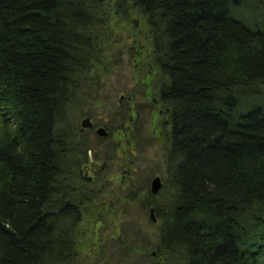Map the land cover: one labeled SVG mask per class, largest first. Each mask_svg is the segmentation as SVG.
Returning <instances> with one entry per match:
<instances>
[{"label": "trees", "instance_id": "1", "mask_svg": "<svg viewBox=\"0 0 264 264\" xmlns=\"http://www.w3.org/2000/svg\"><path fill=\"white\" fill-rule=\"evenodd\" d=\"M114 17L147 36L140 82L170 159L149 204L159 241L135 231L121 246L155 247V264H264V0H0V264L91 256L79 225L102 177L82 174L95 147L67 111ZM125 110L108 131L131 140Z\"/></svg>", "mask_w": 264, "mask_h": 264}, {"label": "rangeland", "instance_id": "2", "mask_svg": "<svg viewBox=\"0 0 264 264\" xmlns=\"http://www.w3.org/2000/svg\"><path fill=\"white\" fill-rule=\"evenodd\" d=\"M141 19L140 22H143L144 18ZM108 24L113 29L112 37H103L105 45L98 42L103 63L97 70H89L85 90L79 92L77 100L71 103L67 111L69 124L85 131L89 143L95 147L89 151L90 160L81 165L82 174L91 180L102 177V185L95 188L96 194L89 200H93V206L97 207L93 208L96 218L79 225H86L82 233L83 239H90L87 251L91 256L84 253L77 263L101 264L96 255L100 254L99 250H104L107 264H155V247L150 249L152 255H142L132 248H123L119 242L124 233L131 236L135 231L147 236L151 242L159 241L160 221L155 208L149 204L158 202L162 195L155 193V198L151 199L145 189L149 186L151 191V183L156 176L161 177L165 188L170 165L167 142L161 135L160 116L158 112L151 113L145 103L149 98L144 95L142 83L152 79L148 77L140 82L143 74L138 62L146 59L148 53L147 43L145 40L141 43V38L147 36L145 31L136 27L137 23L133 26L122 21V17H114ZM137 101L140 102L139 106ZM123 108H126L125 112L130 118L128 125L131 127L127 130L132 135L131 140L124 131L109 135L110 128L120 126L119 117L115 114ZM86 116L92 117V129L81 125V120ZM99 126H104L108 131L103 139L96 137ZM94 151L99 152L100 159H94ZM91 158L98 161L100 166L94 167ZM142 189L144 192L140 194ZM152 208L156 220L151 217Z\"/></svg>", "mask_w": 264, "mask_h": 264}, {"label": "water", "instance_id": "3", "mask_svg": "<svg viewBox=\"0 0 264 264\" xmlns=\"http://www.w3.org/2000/svg\"><path fill=\"white\" fill-rule=\"evenodd\" d=\"M81 125H82L83 128H93L94 123H93L92 117L91 116L84 117L81 120ZM97 134L99 136L104 137V136L108 135V131L106 130V128L104 126H99L97 128ZM91 161L93 162V166L94 167H99L100 166V163L98 161H95L93 158H91ZM104 167H105V163L101 165L102 169ZM86 174H87V172H86ZM162 187H163V182H162L161 177L160 176L154 177V179L152 180V183H151V192L153 194L158 193L161 190ZM151 217H152L153 220H156L155 212H154L153 208L151 209ZM153 254H155V252H153Z\"/></svg>", "mask_w": 264, "mask_h": 264}]
</instances>
